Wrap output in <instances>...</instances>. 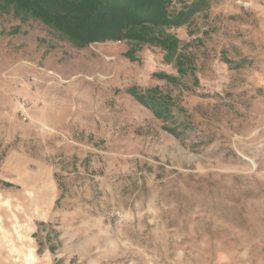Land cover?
<instances>
[{
  "label": "rangeland",
  "instance_id": "obj_1",
  "mask_svg": "<svg viewBox=\"0 0 264 264\" xmlns=\"http://www.w3.org/2000/svg\"><path fill=\"white\" fill-rule=\"evenodd\" d=\"M164 32L75 48L0 9V264H264V0Z\"/></svg>",
  "mask_w": 264,
  "mask_h": 264
},
{
  "label": "trees",
  "instance_id": "obj_2",
  "mask_svg": "<svg viewBox=\"0 0 264 264\" xmlns=\"http://www.w3.org/2000/svg\"><path fill=\"white\" fill-rule=\"evenodd\" d=\"M204 1L192 2L177 13L169 10L171 0H0V9L40 21L75 48L134 40L173 56L179 47L178 40L164 30L185 24ZM177 66L184 74L183 63L177 61ZM158 77L176 81L167 75Z\"/></svg>",
  "mask_w": 264,
  "mask_h": 264
}]
</instances>
